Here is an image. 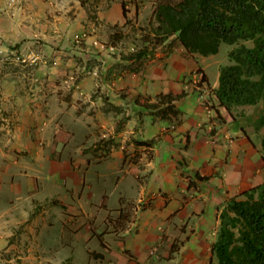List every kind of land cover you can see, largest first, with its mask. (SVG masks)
Segmentation results:
<instances>
[{
    "label": "rangeland",
    "instance_id": "1",
    "mask_svg": "<svg viewBox=\"0 0 264 264\" xmlns=\"http://www.w3.org/2000/svg\"><path fill=\"white\" fill-rule=\"evenodd\" d=\"M121 1L0 0V264L104 262L95 256L101 250L97 238L113 224L101 225L97 215L87 220L72 215L65 204L74 179L81 188L86 184L83 167L73 161L87 153L88 130L96 135L93 144H99L109 139L102 133L120 125L100 114L115 111L103 81L109 82L115 68L128 67V54L144 44L157 0H136L137 6L127 0L126 18L115 19ZM237 45L221 42L216 53L199 54L211 83L218 81L220 67L230 63L228 52ZM187 80L184 88L199 89L210 109L211 87ZM116 108L124 119L130 106L124 102ZM247 117L238 115L235 125H245L252 150L257 146L261 153L249 183L255 185L264 181V128L246 126ZM96 146L94 157L108 154ZM144 152L149 158V149ZM101 186L112 191L108 181Z\"/></svg>",
    "mask_w": 264,
    "mask_h": 264
},
{
    "label": "crops",
    "instance_id": "2",
    "mask_svg": "<svg viewBox=\"0 0 264 264\" xmlns=\"http://www.w3.org/2000/svg\"><path fill=\"white\" fill-rule=\"evenodd\" d=\"M119 7L115 19L123 17L121 3ZM198 58L199 54L186 53L170 37L147 55L126 59L128 67L115 68L109 82L103 81L115 111L100 114L111 115L120 125L102 133L109 139L99 144H93L96 135L88 130L87 153L73 161L83 167L86 184L81 188L74 179L65 205L72 215L86 220L97 215L101 225L113 224V229H105L97 238L104 263L218 264L211 244L219 213L230 197L242 198L241 193L253 186L251 174L262 159L259 148L252 150L248 135L236 128L229 115L223 113L219 122L215 109H207L198 96L199 89L184 88L196 68L205 74L211 89L218 84L210 82ZM118 91L124 97H118ZM169 91L187 92L174 101L181 111L177 117L163 118L155 113L159 108L139 103L142 99L154 102L158 94ZM124 102L130 109L124 119L118 118L121 113L116 106ZM152 139L153 143L141 144ZM96 145L108 154L94 157ZM129 152L136 158L130 159ZM107 181L113 192L101 186Z\"/></svg>",
    "mask_w": 264,
    "mask_h": 264
},
{
    "label": "trees",
    "instance_id": "3",
    "mask_svg": "<svg viewBox=\"0 0 264 264\" xmlns=\"http://www.w3.org/2000/svg\"><path fill=\"white\" fill-rule=\"evenodd\" d=\"M128 1L137 6L136 0ZM121 9L126 18L127 0L121 1ZM148 25L144 44L126 59L147 55L170 37L177 39L188 54H214L221 42L238 43L228 52L230 63L220 67L218 84L211 89L212 107L220 118L226 113L236 123L238 115H247L246 126L264 128V0H157ZM240 41H250L251 45ZM202 81H206L204 73ZM186 94L169 91L158 94L154 102L142 99L139 103L159 108L155 113L163 118L177 117L181 111L174 101ZM246 107L252 111L246 112ZM236 128L246 133L245 125ZM260 142L264 151V132ZM241 195L230 197L219 213L211 244L218 264H264V181ZM95 256L103 258L101 253Z\"/></svg>",
    "mask_w": 264,
    "mask_h": 264
},
{
    "label": "built area",
    "instance_id": "4",
    "mask_svg": "<svg viewBox=\"0 0 264 264\" xmlns=\"http://www.w3.org/2000/svg\"><path fill=\"white\" fill-rule=\"evenodd\" d=\"M189 81H192L194 85L196 84L199 85L200 83H204V81H202V72L199 70L192 71L189 77ZM184 87H188V84L186 83Z\"/></svg>",
    "mask_w": 264,
    "mask_h": 264
}]
</instances>
